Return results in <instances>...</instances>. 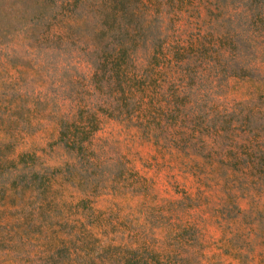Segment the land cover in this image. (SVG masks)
Here are the masks:
<instances>
[{
    "label": "rangeland",
    "instance_id": "374dc122",
    "mask_svg": "<svg viewBox=\"0 0 264 264\" xmlns=\"http://www.w3.org/2000/svg\"><path fill=\"white\" fill-rule=\"evenodd\" d=\"M128 259L264 264V0H0V264Z\"/></svg>",
    "mask_w": 264,
    "mask_h": 264
},
{
    "label": "trees",
    "instance_id": "16d2710c",
    "mask_svg": "<svg viewBox=\"0 0 264 264\" xmlns=\"http://www.w3.org/2000/svg\"><path fill=\"white\" fill-rule=\"evenodd\" d=\"M128 260H129V261H128ZM128 260H127V261H128L129 263L127 262L126 264H134L133 261H130V259H128Z\"/></svg>",
    "mask_w": 264,
    "mask_h": 264
}]
</instances>
